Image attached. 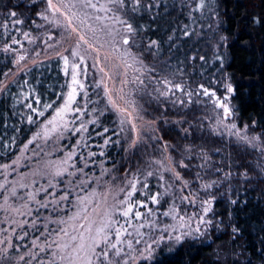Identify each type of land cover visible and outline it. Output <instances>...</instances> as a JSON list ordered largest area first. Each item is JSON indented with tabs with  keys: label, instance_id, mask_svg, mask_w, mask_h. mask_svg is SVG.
I'll list each match as a JSON object with an SVG mask.
<instances>
[{
	"label": "snow or ice",
	"instance_id": "snow-or-ice-1",
	"mask_svg": "<svg viewBox=\"0 0 264 264\" xmlns=\"http://www.w3.org/2000/svg\"><path fill=\"white\" fill-rule=\"evenodd\" d=\"M32 2L34 3L35 0H32ZM46 3L48 8L45 12L37 13V16L55 27L63 28L68 33L69 39H71L72 34H75L78 42L75 44V47L65 49L68 55L61 53L59 56L63 61L64 75L69 78L68 88L70 90L64 97L62 105L54 109V115L47 120L43 133L37 132L33 139L28 141V144H32L35 140L40 139L42 135L43 139L48 140L51 138L52 133L59 132L60 136L63 137L64 132H71L75 135L81 131H88L86 123L82 120L83 113L87 109H82L78 102V97L80 101H83L88 96L87 86L83 82L82 77L87 78L90 72H93L97 66L108 59L107 53L103 58L100 55L101 50L105 48L106 44L111 46L114 51H121L120 48L116 47L117 44L128 46L123 49L121 57L125 69L133 68L134 64L148 67L143 65L140 55L132 51V48L139 47L135 44L134 40L138 29L125 16L129 11L133 14L142 12L151 13L153 8L158 9L160 7V0H105L104 4H100L99 0H96L95 3L93 0H77V3H72V0H68V3L64 5L71 12V15H68L62 12L60 7L53 3V0H46ZM77 5L81 9L90 8L97 12L102 11L105 13L104 16L98 15L95 17L86 12L83 13L79 20L81 25L86 24L88 20L92 19L100 22L99 27L88 25L89 31L92 33L90 38L82 35L74 24L78 11L72 10L77 9ZM206 6V0H197L192 10L202 12ZM47 11L52 12V18L46 14ZM57 13L64 17V22L56 18ZM9 15L14 18L17 16V12L12 11ZM105 20L123 25L124 32L121 33L114 25L104 23ZM14 23L23 24L24 21L22 19H15ZM32 23L36 22L32 21ZM98 32L102 35H98ZM24 35L27 38L30 34L25 32ZM183 35L189 36L191 33L185 31ZM90 39L93 41L92 43L89 42ZM168 39L171 41L172 36L170 35ZM18 43L19 41L14 37L11 39V44ZM81 45L85 46L83 51L81 50ZM159 47V42L155 39H149L146 45L148 50L154 48L158 50ZM0 51L9 53L14 51V49L6 44ZM143 51L144 49H141V53ZM89 52L96 54L93 58V64L86 62L85 57ZM129 58L132 61L131 63L129 62ZM19 59L24 60L25 57L21 56ZM217 59H221V57L218 56ZM200 60L203 61L204 57L201 56ZM16 63H19V61H16ZM150 70L154 71V69ZM135 71L141 72V68L137 67ZM99 72L103 76L98 83H95V88L103 89L106 104L103 108H93L91 112H98V115L87 123L100 127L98 123L99 118L105 116L108 111H111L117 116L116 123L119 126V131H112L109 135L110 129L103 127L100 132L96 133V135L103 137V142L98 144L97 147L105 149L110 144L120 145L121 140H123L126 144L124 148L126 152L136 149L143 142L140 132L141 125L138 123L144 119L141 114L144 111L143 106L139 105L135 100H126L124 95H120L119 99L124 100L131 110H129V107L121 106L117 102V99L114 98L112 89L104 83V77L111 79L109 72L105 71L104 67H99ZM123 75L127 77V71H124ZM123 82L127 84L128 80L125 79ZM136 82L144 85V80L140 76L133 77L132 83ZM157 83L163 85V88L156 87L154 89L159 94L158 96H153V99L158 104L161 98L167 99L169 93L184 91L181 84H173L172 80L167 76L158 80ZM221 87L223 88L221 96H217L216 91H209L203 85H200V91L196 94L212 98V102L216 108L221 110L218 113L220 117L218 124L228 129V135L235 137L237 145H244L259 153V158L255 162V168L264 177V136L249 133L247 125H244L243 128H238L234 122L225 123V121H231V118L235 114L234 109L230 107L231 96L235 93V89L228 78H225L221 83ZM120 91L123 92V89ZM97 95L99 96V93ZM148 95H152V93H148ZM187 95L191 96L192 93L188 92ZM89 102L99 104V100ZM36 103L39 104L40 101L37 100ZM171 103L176 104V101L172 100ZM180 103L184 102L180 101ZM28 106L32 107V105ZM44 107L46 109L50 108L51 104H45ZM33 111H36V109H33ZM38 115L43 116L44 113L41 111L38 112ZM69 116L81 119V123L75 128H69V123L75 124V119L71 121L67 119ZM32 122V118L29 117V123ZM156 122V120L147 121L150 125ZM175 123L183 124V120H177ZM48 126H51V128L49 129ZM191 127L189 125V127L181 128V131L185 134L184 139H187L191 135ZM253 127H255V123H253ZM153 131L158 132L159 128L153 129ZM126 132L130 135L121 136L122 133ZM212 132L215 135L224 136V133L220 132L216 127L212 129ZM113 136L120 137V139L113 140ZM151 139L157 141L153 147L162 149V158L152 157L145 162L146 167L144 170L137 168L132 173H129L127 167H125L123 170L124 180L119 183H115L120 175L119 169L115 172L112 171V169L117 168L115 162H113L112 168L103 167L107 160L110 159L105 151H100L99 153L90 151L87 154L81 152L79 159L83 161V164L80 167H77L79 161L75 159L76 154L72 151L62 161L45 163L44 172L46 175H50L52 179L49 180L48 187L43 188V191L51 199L37 200L35 195H31V203L37 205L35 208L31 207L30 202H25L20 207L12 209L21 216L28 215L33 211L37 215L31 220L19 222L18 227L23 231L18 236L16 235V229L11 228V225L17 224V221L14 219L10 221L8 227L0 228V235L8 233L11 229L10 235H4L0 239V261L11 259L9 252H19L20 248L23 247L28 253V257L26 258L24 255H21L19 256V260L24 261V264H32L33 260L36 261V264H128V259L125 257H129V252L133 250V243L127 241L128 251H125L122 246L126 242V237L132 235L128 231L129 228L135 227L137 234L143 236L140 229L146 226H155L154 221L149 222V217L179 218L180 221H185L187 216L189 225L192 220L197 221V226L193 231L202 235L203 231L200 225L211 226L213 224V218L209 217V213L213 211V202L216 200V195L211 194L212 190L214 188L221 189V185L227 181L226 188L221 189V191L228 196L232 204H236V199H231V180L233 177H238L241 180L252 179L249 175L251 165L246 163L243 158L239 160L230 159L231 152L228 153V157L221 156L220 163L216 164L205 147H200L199 151L195 150L197 147L195 142L186 144L181 149L179 146L169 144L163 137L157 136L151 137ZM81 146L91 147L86 141L83 145H77V147ZM27 147L28 145L26 144L25 149ZM173 147L180 152L179 159L174 158L171 154H167L169 153V149ZM213 151L219 154L222 152V149L215 148ZM97 156L105 157V159L98 162L95 159ZM165 161L168 163H165ZM196 161H200V163H196ZM97 165L102 168L99 174L86 171V169H92ZM154 165H158L159 167L154 168ZM4 167H8V165ZM193 167L198 170L190 180L186 177L188 173H191ZM69 169L72 170L70 171ZM179 169H186L188 172L184 173L179 171ZM209 171L212 174L219 175H216L215 179L205 181L204 174H207ZM165 172L168 173L167 178L163 174ZM141 176H143V180L140 179ZM65 178H71L67 180V187L64 186ZM149 178L156 179V184L151 185V187L156 189L155 191L149 190ZM193 183L197 185L194 190L192 189ZM49 188H52L53 191H49ZM173 188L178 190L179 196H176L171 191ZM201 193L207 195L201 196ZM137 194L145 197V199H140ZM12 195H16L15 189H12ZM168 196H175L181 203L189 205L193 209L192 214L188 215L189 209H181L176 203V199H165ZM20 199L23 200L24 198L20 197ZM150 204L155 207H150ZM198 204L199 208H197ZM164 205H168V207L164 208ZM11 207L8 204L7 198H5L4 204L0 205V212L8 211ZM21 208L27 211H21ZM41 209H50V212L56 213V215L49 214L42 220ZM141 209H144V211H141ZM61 213H64V215H61ZM157 213L159 214L158 217ZM134 221H141V223L134 225ZM3 222V220H0V224ZM49 225H54V227L49 228ZM28 227L39 233L33 236L31 244L29 245L27 242L23 245L14 244L12 241L13 236L19 241L26 240V237L29 236ZM70 228L71 231H69ZM161 231L167 232L168 228H163ZM173 231H175L174 228ZM232 231L238 234V229L233 228ZM186 235H191V233L181 232L174 237L171 235L168 237L161 236L159 240H153L152 243L148 244L145 251L150 252L153 244H159L167 240H174L180 243ZM42 237L43 239H41ZM235 238L234 235L233 239ZM135 243L139 244L141 240L137 239ZM144 258L148 259L149 257Z\"/></svg>",
	"mask_w": 264,
	"mask_h": 264
},
{
	"label": "trees",
	"instance_id": "trees-1",
	"mask_svg": "<svg viewBox=\"0 0 264 264\" xmlns=\"http://www.w3.org/2000/svg\"><path fill=\"white\" fill-rule=\"evenodd\" d=\"M196 3L197 0H194L192 4L190 0H160V7L153 8L151 13H137L136 23H134L138 28L137 35L134 37L135 42L142 49H147L148 40L155 39L159 42V50L163 56L170 53L168 48L172 45L180 43V48L187 47L193 41L195 34L192 32V20L189 21L188 18L187 22L186 19L187 16L193 15V20L197 22L198 27L205 30L204 33L207 34L209 41H215L221 49L219 55L222 59L219 61L225 62V69L235 88L233 102L236 106V115L240 126L247 125L257 134L264 136V0H206L207 6L203 10V14H200L201 11L192 10ZM45 6L46 0H35L34 3L32 0H0V49L6 44L14 49L9 53L0 51V85L12 78L4 89H0V173L2 169V173L6 169L18 171L17 161L20 158L25 159L21 172H24L25 168L28 171L45 160L44 154L49 147L43 146V149L39 151L36 140L32 144H28V141L32 140L37 132L42 131L47 120L54 115V109L62 105L64 97L70 90L68 88L69 78L64 75L61 59L48 57L34 62L23 61L17 57L20 42L11 44L13 37L21 41L20 38L25 32L30 35H39L38 25L42 19L37 16V13L44 12ZM12 11L17 12V16L14 18L9 15ZM15 19H22L24 23L16 25ZM132 20L134 21V16ZM32 21L36 23H32ZM13 24L16 27H13ZM214 25H216V32L210 38L211 34L208 33L213 31L212 26ZM185 31H191V36L185 37L183 35ZM170 35L172 36L171 41L168 39ZM178 59L180 62L183 60L184 63V59H188L186 69L190 68V60L185 54ZM18 60L19 63L21 61L20 65L24 64L22 67L16 63ZM176 61L173 60V63ZM219 63H216L215 67L207 72L217 71ZM175 68V72H178V66ZM87 91L88 99L80 101L79 98L78 102L82 109H87L83 113L82 120L86 123L88 131H81L75 135L71 132H64L58 145L55 146L58 151L53 159L66 158L72 151L76 154L75 159L79 161L77 167H80L83 164V161L79 159L81 152L87 154L90 151L97 153L105 151L110 159L103 167L112 168V164L115 162L117 168L112 171L115 172L119 169L118 179H124L123 170L125 167L129 173L135 172L137 168L144 170L145 158H149L148 153L153 155L151 148L155 143L127 152L124 150L126 144L123 140L120 145L110 144L105 149L97 147L103 142V137L96 135L97 132H100L103 127H108L110 135L112 131L118 132L119 126L116 123V114L111 111L99 118L100 127L87 123L98 115V112H91V110L103 108L106 104L105 99L101 95H97L100 90L93 85L89 86ZM37 100L40 101L39 104L36 103ZM97 100H99V104L89 102ZM45 104H51V107L46 109ZM28 105H32V107ZM149 106L153 112L150 110L152 113L148 114V118L158 121V133L169 144L182 149L184 133L181 128L191 125L190 131L193 135L191 134L192 137L186 140L188 144H191V141L195 142L196 151H199L200 147H205L216 164L220 163L221 157L220 153L217 154L213 151L215 148H221L223 155L226 152H233L236 160L243 158L246 163L251 165L249 175L252 177L250 180L233 177L231 199H236V204H232L228 196L221 191L226 188L228 182H225L221 189L214 191L217 194V199L210 216L213 218V224L207 234L209 242L204 239L187 241L172 252L161 251L158 259L152 264H249V262L250 264H264V177L255 168V162L259 158L258 154L246 146L229 144L223 137L213 136L212 125L208 124L212 117L207 116L203 108H188L186 106L184 111L178 108L165 111L157 105ZM41 111L44 113L43 116L38 115V112ZM29 117L32 118V123H29ZM181 119L183 124L175 123ZM75 120L72 128L81 123V119ZM253 123H255V127H253ZM121 136H124V133ZM112 139L116 140L120 137L113 136ZM85 141L91 147H77L78 144L83 145ZM26 144L28 145L27 149H25ZM145 150L146 152H143ZM170 150L174 158H180V152L175 147ZM154 155L150 158L155 157ZM95 159L99 162L105 157L97 156ZM30 163H32V167L29 165ZM5 165L8 167H4ZM194 168L186 178L191 180L195 176ZM86 171L99 174L102 168L97 165L92 169H86ZM182 171L184 172V170ZM187 172L188 170H185V173ZM16 176L19 174H11L8 179H14ZM68 179L71 178H65V187H67ZM205 179L210 178L206 177ZM45 187H48V179L44 177H36L28 184L20 185L15 190V196L12 195L10 186L8 192L11 194L12 205L23 204L26 201L31 203V195H35L37 200L44 199L47 196L43 191ZM36 190L39 191L38 194H36ZM49 191H53V189L49 188ZM20 197L24 199L22 200ZM36 206L31 203L32 208ZM40 212L42 220L49 214L56 215V213H51L50 209H41ZM36 215L35 211L24 216L15 213L13 219L17 221V224L11 225V228L16 229L17 236L23 231L18 227L19 222L31 220ZM13 219L10 218L9 221ZM51 227L54 225H49V228ZM233 228L238 229V234L233 233ZM27 230L29 236L25 241H19L13 236V243L23 245L27 242L30 245L33 236L39 233L30 227ZM10 234L11 229L8 233H3V236ZM234 235L235 239H233ZM21 255L28 257V253L23 247L19 252L10 251L11 259L0 261V264H24V261L19 260ZM32 264H36V261L33 260ZM141 264L148 263L142 262Z\"/></svg>",
	"mask_w": 264,
	"mask_h": 264
},
{
	"label": "rangeland",
	"instance_id": "rangeland-1",
	"mask_svg": "<svg viewBox=\"0 0 264 264\" xmlns=\"http://www.w3.org/2000/svg\"><path fill=\"white\" fill-rule=\"evenodd\" d=\"M183 1H187V0H183ZM194 0H190L191 4ZM93 2L95 3L96 0H93ZM53 3L55 5H57L58 7H60L62 12H65L68 15H71V12H69L68 8L64 7V5H66L68 3V0H53ZM72 3H77V0H72ZM100 4H104L105 0H99ZM48 8V5L46 3L45 10ZM72 11H78V15L77 18L74 20V24L75 26L80 30V33L82 35H85L86 38H90L92 36L91 31H89L88 25H92L93 27H99L100 22L95 21L94 19L92 20H88L86 24L81 25L79 23L80 18L82 17L83 13H88L89 15H91L92 17L95 16H104L105 13L104 12H97L93 9H81L79 5H77V9H73ZM204 11L200 12V14H203ZM46 14L52 18V12L51 11H47ZM137 14H133L130 11L126 13L125 18H127L129 20L130 23L133 24V26L135 27L136 23L135 21V16ZM134 16V21L132 20ZM61 22H64V17L60 16L59 13H57V17ZM192 20V32L193 34H195V36L193 37V41L191 43H189V45L187 47H179L178 43L177 45H172L171 47H169V51L170 53L166 56H163V54L160 52V50L158 49H152V50H148V49H144V51L141 53V47L139 46V44L137 42H135L136 45H138L139 47H134L132 48L133 53L140 55V58L143 60V65H146L148 67H143L142 65L139 64H134L133 68H127L125 69L124 67V62L122 60V52L123 49L128 47V46H124L122 44H117L116 47L120 48L121 51H114L112 50L111 46L109 45H105V48L103 50H101V58L104 57V55L107 53L108 54V59L106 61H104L103 63H101L99 66H97L93 72H90L89 75L87 76V78H83L82 80L85 83V85L87 86V89L89 88V86L93 85L95 87V83H98L101 80V77L103 76L102 73L99 72V67H104L105 71L109 72V75L111 76V79H108L107 77H104V83L107 84V86L112 89L114 98L117 99V102L121 105V106H125V107H129L130 106L127 105L125 103L124 100H120L119 96L120 95H124L126 100H135L137 101V103L139 105L143 106L144 111L141 113L144 117L143 120L139 121L138 123L141 125L140 127V132H141V137L143 142L138 146V147H147L149 145H151V143H157L156 140L151 139V137H157L160 136L158 132L153 131V129L157 128L158 125V121L155 124H148L147 121H149L150 119L148 118V114L152 113V109L150 108L149 105H157L159 107H161L162 109H180L181 111H184L185 107L187 106L188 108L190 107H197V108H203L206 113L207 116H211L212 120H209L208 124H211V129H213L214 127L218 128V130L220 132L224 133L223 138L225 139L226 142H228L229 144H233V145H237L236 141H235V137L233 136H229L228 135V129H225L224 127L220 126L218 124V121L220 120V117L218 116V113L221 111L220 109L216 108V106L214 105V103L212 102V98L208 97V96H204V95H197L196 93L200 91V85H203L204 87L208 88L209 91H216V95L217 96H221L223 94V88L221 87V83L225 80V78H228L231 82V84L233 85V82L230 78L229 73L226 71L225 69V62H220L219 59H217V57H221L219 54H221V49L220 47L217 45V43L215 41H209V39L207 38V34L204 33V31L202 30V27H198L197 26V22L193 20V15L187 16L186 21ZM188 22V21H187ZM104 23H107L109 25H114L115 28L119 29L121 31V33L124 32V26L120 25V24H116L114 23V21H110V20H105ZM18 25V24H16ZM15 24H13V27H16ZM39 31L38 34L39 35H29L27 38L25 37V35L23 34V36L20 38L21 41L20 42V49L18 50L17 53V57L18 59L23 56L25 57V59L23 61H27V62H34L36 60L39 59H44V58H48V57H58L60 56V54H64V55H68V53L65 51V49H71L73 47H75V44L78 42V38L76 37L75 34H72L71 39L68 38V33L64 31L63 28H59V27H55L52 24H49L47 21L41 20V22L39 23ZM136 28V27H135ZM138 29V28H136ZM206 30H210L208 28H205ZM213 31L209 32L208 34L210 35V38L212 37L213 34H215V29H216V25L212 26ZM191 33V31H188ZM98 35H102L101 33H97ZM192 34V33H191ZM191 36V35H189ZM49 37H51V39H49ZM188 37V36H185ZM117 39H119V37H117ZM90 43H92L93 41L90 39L89 40ZM84 45H81V50L83 51L84 49ZM200 52V53H199ZM155 53V54H153ZM197 53V54H196ZM199 53V54H198ZM183 54H185L188 58H189V62L190 64V68L186 69V67H188L187 63H188V59L185 60V63L183 62V60L180 62V60L178 59L180 56H182ZM95 53L93 52H89L85 59L86 62L88 64H93L94 60L93 58L95 57ZM203 56L204 60H200V57ZM60 59V58H59ZM222 59V57H221ZM173 60H177L176 63H173ZM197 60H198V64H197ZM19 61V60H18ZM63 62V61H62ZM129 62L131 63V59L129 58ZM220 62V63H219ZM21 63V61H20ZM19 63V65H20ZM218 64V69L215 72H207L209 71V69H211L212 67H215V64ZM29 64V63H28ZM24 64L22 63L20 65V67H22ZM176 66H178L176 71ZM141 68V72H137L135 71V68ZM150 69H154V71H151ZM187 70V71H186ZM124 71H127V77H125L123 75ZM143 73V74H142ZM208 73V74H207ZM135 76H140L141 79L144 80V85H140L139 82L136 83H132V79ZM165 76H167L169 79L172 80L173 84H181L184 88V91H174L173 93H169V96L167 99L161 98L160 99V103L158 104L156 100L153 99V96H158L159 94L156 93L154 91V89L156 87H160L163 88L162 84H158L157 81L164 78ZM12 78H10L9 80H7V82L2 83L0 85V89H4V87L7 86L8 82H10ZM127 79L128 83L125 84L123 81ZM147 86V87H145ZM234 87V85H233ZM98 90H100L99 95H101L103 97V99H105V103H106V98L104 97L103 94V89L102 88H97ZM123 89V92H121L120 90ZM235 89V88H234ZM88 92V91H87ZM191 92L192 95L188 96L187 93ZM148 93H152V95H148ZM89 94V93H88ZM233 96L234 94L231 96V100H230V107H232L234 109V116L231 118V121H225V123H232L234 122L238 128H243L240 126L239 122H238V118H237V113H236V106L233 102ZM79 99V97H78ZM86 99H88V96L86 97ZM175 100L176 104H172L171 101ZM180 101H183L184 103H180ZM86 105H88V103H86ZM189 105V106H188ZM152 112H151V111ZM72 116L67 117V119L69 121L72 120ZM76 121V120H75ZM47 125V124H46ZM45 125V126H46ZM44 126V128H45ZM69 128L73 127L72 123H69ZM49 129L51 128V126H48ZM43 128V129H44ZM181 128V127H180ZM43 129L41 131V133H43ZM202 131H204V129L202 128ZM248 131L249 133H255L257 134L251 127H248ZM191 132V131H190ZM197 134H199L198 132H196ZM195 133V134H196ZM60 133H52L51 134V138L48 140L43 139V135L40 139L36 140V144L38 145V149L39 151L43 149V146H48L49 149L48 151L44 154L45 156V160L39 162L35 167L31 168L30 170H26L24 172H21V169L24 167L23 163L25 161L24 158H20L17 161V167H18V171L16 170H10V169H6L3 172V169L0 173V205L4 204L5 198H7L8 200V204L11 205L12 207L8 209V211H4V212H0V220H3L4 222L2 224H0V228H4L9 226L7 223L9 221V219H13L14 215H15V211H13L12 209L20 207L22 204H13L12 205V201H11V194L8 192V188L11 186V189H18L20 185H25L28 184L30 181H33L36 179V177H44L45 179L49 180L52 179V177L50 175H46L44 172V165L47 162H59L62 161L63 159H65L64 157L59 158V159H53V156L56 155L58 148H55V146L58 145V142L61 138V136L59 135ZM130 135L129 133H124V135ZM192 134V132H191ZM185 135V134H184ZM193 135V134H192ZM213 136H218L213 134ZM161 137V136H160ZM192 136H188L187 138H191ZM184 140V145L188 144L186 139ZM193 143V141H191ZM237 146H241V145H237ZM244 146V145H242ZM144 149V148H143ZM152 152L153 155L156 154L157 158H162L161 156V152L162 149H157L155 147H152ZM44 151V150H43ZM143 152H146L143 151ZM228 153L226 152L220 153V157L224 156V157H228ZM233 153V152H231ZM167 154H171V150L169 149V153ZM166 154V155H167ZM259 156V153H257ZM152 154L148 153V157L149 158H145L144 161V167H146L145 162L148 161L150 159L151 156H153ZM230 159H235V154L231 155ZM165 163H168L167 161H165ZM200 163V161H199ZM32 167V163L29 164ZM65 167H67V165H65ZM154 168H158V165H154ZM196 171L198 169L194 168ZM71 171V169H69ZM185 170L186 169H182ZM182 170L179 169V171L183 172ZM192 172V171H191ZM14 173H18L19 176H16L14 179L10 178L8 179V176H10L11 174ZM165 175V177H168V173H163ZM191 174V173H190ZM195 175V174H194ZM216 175L219 174H212L211 172H208L207 174H204V179L206 177H209L210 179H205V181H209L211 179H215ZM5 176V178H4ZM141 180H143V176L140 177ZM124 180V179H122ZM121 179L117 178V181H115V183H119L120 181H122ZM233 180H231L232 183ZM227 182V181H226ZM149 183H150V191H155L156 189L151 187V185H155L156 184V179L155 178H149ZM196 184L193 183L192 185V189L194 190L196 188ZM202 186V185H201ZM224 187V184L221 185ZM216 189L214 188L211 192L212 195H216V199H217V194L216 192H214ZM36 194L39 193L38 190H36ZM161 191H163V189H161ZM173 193L176 194V196H179V192L177 189L173 188L171 190ZM187 191V190H186ZM139 196V194H137ZM207 195L205 193H201V196ZM48 198V196H46L44 199L46 200ZM51 197H49L48 199H50ZM140 199H145V197L143 196H139ZM165 199L168 200H172V199H176L175 196H168L165 197ZM216 201V200H215ZM214 201V202H215ZM28 202V201H26ZM213 202V205H214ZM176 203L180 206L181 209H189L188 211V215L190 216L192 214L193 209H191L189 207V205H187L186 203H181V201L179 199H176ZM150 207H155L152 206L150 204ZM168 205H164V208H167ZM197 208H199V204L197 205ZM25 209L21 208V211H24ZM141 211H144V209H141ZM183 214V213H182ZM159 216V214L157 213V217ZM211 216V212L209 213V217ZM7 217V219H5ZM154 221V227H150V226H146L142 229H140V232L143 233V236H140L137 234L135 227L129 228L128 231L132 233L131 236H127L126 237V242L125 244L122 246L124 247L125 251H128L127 248V241H131L133 243V250L129 252V257H125L128 259V264H141L142 262H147L148 264H152L153 262H155L161 251H168V252H172L174 251L176 248H178L180 245H182L183 243L190 241H196L199 239H204L207 242H209V237L207 238V234H208V230L210 228V226L207 225H200L203 234H197L193 231V229L197 226V221L196 220H192L189 223L187 222V216L185 221H180L179 218L177 219H171L168 217H149V222H153ZM139 223H141V221H134V225H138ZM127 227V225H125ZM163 228H168L167 232L161 231V229ZM173 228L175 229V231H173ZM69 231H71V228L69 229ZM181 232H189L191 233V235H186L183 237L182 242L177 243L174 240H167L164 242H161L159 244H153L152 245V250L149 251H145V249L147 248V245L152 243L153 240H159V238L161 236H165L168 237L169 235L171 236H175L180 234ZM3 238V235H0V239ZM140 239L141 243L136 244L135 240ZM144 257H149L148 259H145Z\"/></svg>",
	"mask_w": 264,
	"mask_h": 264
}]
</instances>
